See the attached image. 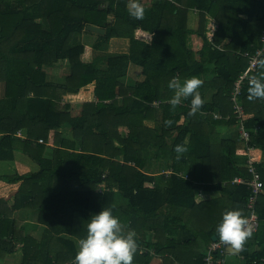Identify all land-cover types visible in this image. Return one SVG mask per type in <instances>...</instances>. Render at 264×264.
Here are the masks:
<instances>
[{
  "label": "trees",
  "instance_id": "16d2710c",
  "mask_svg": "<svg viewBox=\"0 0 264 264\" xmlns=\"http://www.w3.org/2000/svg\"><path fill=\"white\" fill-rule=\"evenodd\" d=\"M142 1L151 2L148 13L136 20L128 0H0V159L18 150L41 165L0 199V259L22 251L20 264H71L91 216L110 208L137 233L134 264H150L156 256L164 257L161 264H206L224 213L240 209L247 217L251 191L232 181L251 179L250 147L257 160L264 150V100L248 99V78L237 96L241 118L232 97L250 64L243 53L254 55L263 46L264 0ZM84 34L96 40L85 44ZM114 38L128 39L129 51L102 53ZM262 62L264 54L249 75ZM64 63L65 81H51L49 73ZM131 65L144 78L127 84L121 79ZM192 76L204 81L205 104L195 116L189 114L191 98L175 109L168 103L174 95L169 82ZM66 124L69 138L58 132ZM22 129L29 137L17 144ZM39 138L43 143L34 146ZM49 144L54 156L45 159ZM177 145L187 148L179 159ZM256 166L264 182V163ZM198 189L222 195L210 200L196 196ZM23 207L36 210L46 226L41 241L13 217ZM257 213L259 230L241 252L247 264H264V194ZM184 232L188 237L179 241Z\"/></svg>",
  "mask_w": 264,
  "mask_h": 264
},
{
  "label": "clouds",
  "instance_id": "9594fccd",
  "mask_svg": "<svg viewBox=\"0 0 264 264\" xmlns=\"http://www.w3.org/2000/svg\"><path fill=\"white\" fill-rule=\"evenodd\" d=\"M130 17L136 20L145 18V7L141 0H128ZM204 81L197 76L185 79L173 78L169 89L174 95L168 101L173 109L183 100L191 98L190 115L195 116L203 108L205 100L200 94ZM248 99L250 101L264 100V62L259 70L248 76ZM203 114V113H201ZM173 121H165V126L171 127ZM177 159L187 148L177 145ZM218 242L240 251L252 237L253 231L249 219L240 209L228 210L224 213L222 222L217 227ZM135 230L128 228L120 218L113 214L112 209L103 208L94 214L87 224V236L77 243V253L71 264H134L139 245Z\"/></svg>",
  "mask_w": 264,
  "mask_h": 264
},
{
  "label": "crops",
  "instance_id": "0c3cea01",
  "mask_svg": "<svg viewBox=\"0 0 264 264\" xmlns=\"http://www.w3.org/2000/svg\"><path fill=\"white\" fill-rule=\"evenodd\" d=\"M194 15V14H193ZM193 25H196V14L193 16V19L191 20ZM90 35L84 34L81 36V39L85 44L88 43V37ZM124 39V42H121L120 40ZM96 40V39H95ZM114 40L120 41V45L124 46L125 42L127 39L125 38H114L111 40L110 44L114 42ZM129 41V40H128ZM130 43V41H129ZM128 43V48L125 47L124 50H119V51H114L115 53H127L129 51L130 44ZM118 46V45H116ZM120 47V46H119ZM54 72L51 71L49 75ZM65 72H63V75H65ZM65 77V76H64ZM50 80L51 81H56V82H64L65 79L62 77L61 79L57 80L55 78H51L50 75ZM0 87L2 88V92L0 94V97H3L4 95V83L0 84ZM65 98H63V101ZM80 110V103H75L73 105V114L77 115L79 114ZM232 130V129H231ZM58 132L62 133L63 137L69 138L71 136V126L66 124L62 128L58 130ZM231 133V131L229 132ZM224 134V133H223ZM29 137V130L28 129H22L18 132L17 138L18 142L17 144H22L27 138ZM2 136L0 135V140ZM40 138L37 140L35 139L34 141V146H37V143ZM55 148L54 145H47L44 151L42 152V156L45 159H52L54 156ZM258 156L259 160L258 163H264V150L259 149L258 151ZM244 157V156H243ZM41 170V165L33 159L30 155L23 153L21 151L15 150L13 154V158L10 160H1L0 159V175L1 176H14V177H19V181L15 183L7 182L4 180H0V199L2 198H8L9 196H12L15 191H17L22 183L24 182V178L29 177L31 174H36ZM221 192L220 191H213V192H205L201 189H198L196 191V196L199 197H209L210 200L213 199H219L221 197ZM13 199V198H12ZM13 203V201L11 202ZM13 217H15L17 220H19L26 233L30 234L32 237L38 239L41 241L44 237V232L46 229V226L42 225L39 223L38 220V212L34 210L33 208H28V207H23L21 209H18L14 212ZM186 236L188 237L187 233H182L179 234L178 239L179 241H182L186 239ZM253 237V236H252ZM190 238V237H189ZM255 249H260L261 247L256 246L254 247ZM199 249H202L201 246H199ZM234 251V250H233ZM242 250L234 251L231 253L226 252V257H225V263L224 264H247V260L244 255L241 254ZM194 257V255H193ZM164 257L163 256H156L153 258L152 262L150 264H161L163 261ZM191 257L187 258V261H190ZM23 261V253L22 251L8 254L5 259H0L1 264H20ZM194 261V258L192 259Z\"/></svg>",
  "mask_w": 264,
  "mask_h": 264
},
{
  "label": "built area",
  "instance_id": "2783aa9c",
  "mask_svg": "<svg viewBox=\"0 0 264 264\" xmlns=\"http://www.w3.org/2000/svg\"><path fill=\"white\" fill-rule=\"evenodd\" d=\"M262 42L263 46L257 50V52L252 55L250 52L246 51L244 52V56L250 59V64L247 69V71L241 76L240 80L236 83L235 90L233 93L232 100L235 103V113L238 114V117L241 118L244 108L242 104L238 101V94L241 92V83L245 78H248L250 71H255L257 68V64L259 61V58L264 54V32L262 36ZM160 101L154 102V106L158 107L160 105ZM216 117H221L220 115L215 114ZM241 137L247 141L250 140V132L246 130L244 125H241L240 129ZM39 142L43 143V140L40 139ZM255 148H249V154H248V169L249 173L252 175L250 178H245L242 176H237L233 179V183L236 184H245L250 189V195L247 200V209H248V215L247 218L249 219L250 226L252 227L253 234L256 233L259 230L260 226V220L259 215L257 213V203L259 198L264 194V182L261 179V174L257 169L256 164L258 163L257 159L253 155V151ZM107 173L103 175V178H106ZM107 186L105 184L103 190H106ZM226 247L224 244L219 243L217 241H213L212 244L209 246L207 255L205 257V263L206 264H224L225 263V255H226ZM264 261V259H262ZM257 261H255L256 263Z\"/></svg>",
  "mask_w": 264,
  "mask_h": 264
},
{
  "label": "rangeland",
  "instance_id": "374dc122",
  "mask_svg": "<svg viewBox=\"0 0 264 264\" xmlns=\"http://www.w3.org/2000/svg\"><path fill=\"white\" fill-rule=\"evenodd\" d=\"M142 2L141 3L144 5L145 9L148 8L150 6L149 4L151 3L150 1H142ZM147 13L148 12H147V9H146L145 14H147ZM111 19H112V16H109V20H111ZM196 21H197V18H196ZM192 24H194V23H192ZM96 34H88V35H90L88 37V43L90 45L95 41V39L97 37ZM120 41L124 42V39H122ZM120 41L114 40V42H112V44H109V45L104 47L102 53H104V54L115 53L114 51H119V50L123 51L125 47L128 48V43H129L128 39L125 42L124 46L120 45ZM116 45H118V46H116ZM129 49H130V47H129ZM66 70H67V66L65 65V63L62 66L56 65L52 69V71H54V72H52L50 74L51 78H55V79L59 80V79H61L63 77L65 79V77H64L65 75H63V72L66 71ZM143 78H144V76L141 74L140 68L138 66H136V65H131L129 70H128L127 76L123 77L121 80L124 81L127 84H134L136 81L142 80ZM0 91L2 92V88L1 87H0ZM1 92H0V94H1ZM63 102H65V100ZM221 130H223L222 133H224V134H228L231 131L230 128H226V127H222ZM225 257H226V255H225Z\"/></svg>",
  "mask_w": 264,
  "mask_h": 264
},
{
  "label": "water",
  "instance_id": "95a60500",
  "mask_svg": "<svg viewBox=\"0 0 264 264\" xmlns=\"http://www.w3.org/2000/svg\"><path fill=\"white\" fill-rule=\"evenodd\" d=\"M87 29L90 30V31H93L95 33H100V34H104L105 33L104 29H102L100 27L92 26V25L88 26ZM213 240L217 241L218 240L217 236H213ZM231 251L234 252L231 247L227 246L226 247V252L231 253Z\"/></svg>",
  "mask_w": 264,
  "mask_h": 264
}]
</instances>
